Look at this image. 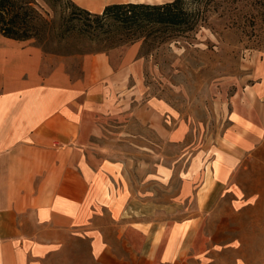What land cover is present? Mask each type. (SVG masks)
Instances as JSON below:
<instances>
[{"label":"crops","instance_id":"crops-1","mask_svg":"<svg viewBox=\"0 0 264 264\" xmlns=\"http://www.w3.org/2000/svg\"><path fill=\"white\" fill-rule=\"evenodd\" d=\"M72 1L94 13L112 3H161ZM141 66L132 46L57 54L0 32V264L82 262L83 239L97 264H218L197 252L200 213L260 129L233 110L209 165L200 164L205 152L185 149L193 157L178 173L184 183L204 167L198 209L185 218L150 217L148 183L172 181L164 148H181L185 131L168 126L173 117L165 100L146 93ZM183 194L193 195L185 186Z\"/></svg>","mask_w":264,"mask_h":264},{"label":"rangeland","instance_id":"rangeland-1","mask_svg":"<svg viewBox=\"0 0 264 264\" xmlns=\"http://www.w3.org/2000/svg\"><path fill=\"white\" fill-rule=\"evenodd\" d=\"M33 1L47 23L44 33L27 40L52 53L68 55L134 47L142 60L146 93L165 100L173 117L168 126L181 125L185 131L181 148H164L166 162L175 165L172 181L148 183L152 190L148 199L150 217L185 218L195 212L196 188L204 167L195 171L190 183H184L179 171L184 172L192 155L200 152H205L200 164L209 165L211 151L231 127L233 110H241L254 120L260 139L250 148L239 150L238 165L226 188L218 184L216 197L200 213L202 222L195 243L197 252L220 258L218 264H264V2L208 0L201 5L193 31L178 36L156 31L137 41L121 43L114 32L110 36L106 26L101 28L92 17L76 9L72 0ZM75 26L84 32L65 31ZM181 150L183 156L179 158ZM131 184L134 189L140 188L138 182ZM184 186L192 196L183 194ZM132 200L134 205L140 202V198ZM171 209L180 212L174 210L172 214ZM113 221L121 222L119 218ZM114 232L111 226L108 235L114 236ZM73 249L82 252L80 247ZM89 253L88 241L83 239L84 261L68 262L59 257L56 264H97Z\"/></svg>","mask_w":264,"mask_h":264},{"label":"trees","instance_id":"trees-1","mask_svg":"<svg viewBox=\"0 0 264 264\" xmlns=\"http://www.w3.org/2000/svg\"><path fill=\"white\" fill-rule=\"evenodd\" d=\"M208 0H169L161 3L127 2L106 5L100 13L74 6L93 18L119 42H134L163 31L168 36L193 31L200 17L201 5ZM210 1V0H209ZM264 2V0H261ZM33 0H0V32L10 38L27 40L44 33L47 21L33 7ZM76 27V26H75ZM65 31L84 32L80 28Z\"/></svg>","mask_w":264,"mask_h":264}]
</instances>
